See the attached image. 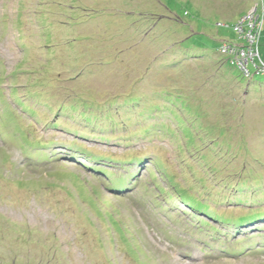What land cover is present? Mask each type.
Listing matches in <instances>:
<instances>
[{"label":"rangeland","instance_id":"374dc122","mask_svg":"<svg viewBox=\"0 0 264 264\" xmlns=\"http://www.w3.org/2000/svg\"><path fill=\"white\" fill-rule=\"evenodd\" d=\"M74 1L0 0V264H264L229 217H264V91L217 27L261 0Z\"/></svg>","mask_w":264,"mask_h":264},{"label":"trees","instance_id":"16d2710c","mask_svg":"<svg viewBox=\"0 0 264 264\" xmlns=\"http://www.w3.org/2000/svg\"><path fill=\"white\" fill-rule=\"evenodd\" d=\"M99 1V0H98ZM97 0H94V3H96L97 4V2H98ZM183 1H185V2H183ZM191 0H169V2H170V4L173 6L175 3H177V2H181V3H183V4H188L189 2H190ZM192 1H196V0H192ZM93 3V4H94ZM92 4V7H91V9L89 10V16H88V20L90 21V23L92 24V25H95V24H97L98 23V26H100L101 24H102V22L103 23H106V21H105V18L106 17H108V16H105L104 15V13H102L103 11H105V10H103L101 13H99V9L98 8H95L94 6L96 5H93ZM74 6H77V8L78 9H80V11H81V13H80V18H81V20H82V13H84V10L85 9H82L81 8V6H80V3L76 0V1H74V3H72V5H71V8L70 9H73L74 8ZM97 7V6H96ZM186 8L187 7H184V9H185V16H188L189 15V12L186 10ZM69 9V10H70ZM69 10L67 11V13L69 12ZM166 10H167V12H169L170 14L169 15H167L168 17H166V15H163V14H156V13H154V12H152V11H150V13H147V15L146 14H144V13H141L140 15L142 16V17H144L143 19H146L145 17H150V18H155V20L157 21L159 18H156V16L157 17H162L163 18V20H166V19H168L167 21H170L171 23L172 22H175V23H177V24H182L183 23V21H184V17H182L179 13H174V11L172 10V9H169V8H166ZM251 10V9H250ZM86 11V10H85ZM116 11H118V10H116ZM121 12H123L122 10H120ZM120 11H118V12H120ZM124 13V12H123ZM129 13H131V14H129ZM129 13H127V15L128 16H126V17H132V16H134L133 14H134V11L133 12H129ZM151 13H154V14H151ZM246 14V13H245ZM244 16V15H243ZM243 16H241V17H239L238 18V20L240 19V18H242ZM80 20V21H81ZM162 20V19H161ZM161 20H160V22H161ZM238 20H237V22H235L232 26H230L227 22H225V21H218V23H217V27L220 29V28H232V30H233V32H234V34H236L237 36H238V33L235 31V25L238 23ZM153 23H155L154 22V20H152V21H149L148 19H146V21H145V23H142V24H140V23H137L136 25V27H133L134 28V30H138V29H141V28H143L145 31L146 30H148L149 31V28H151L153 25ZM107 26V25H106ZM198 34V32H192L191 33V37L193 36V35H197ZM190 38V37H189ZM189 38H186V40H184V38L182 39V41L181 42H179L180 44H181V46L185 43V41H187ZM236 40H233V39H229V40H224L223 41V44L221 45V47H220V49L218 50V53H219V55H221V56H223L224 58H225V63H227V64H229L231 67H233V68H236V69H238L240 72H241V76H242V78L247 82V85L246 86H242V84H240V82L239 83H234V84H232V86H235V88H247V87H250V91L251 90H253V91H256L258 88H260L261 89V92H263L264 91V83H256V82H254V78L256 77V76H264V73H256V71H257V68L255 67V65L253 64V63H249L248 65H247V67L246 68H244V67H242L241 65H239V63H237V59L238 58H236V56L234 55V54H232V52H233V48L235 49V45H236ZM180 44H178L179 46H180ZM178 51V50H177ZM182 52H180V51H178L177 53H176V55H180ZM182 54H184V55H186L185 53H182ZM198 55H200V57L198 56ZM186 56H189V57H191V58H193V57H196V58H205L204 57V55H202L201 53H197V54H187ZM198 56V57H197ZM177 63H180V62H177ZM257 64V63H256ZM181 64H176V65H174L173 67H171L172 69H174V68H177L178 66H180ZM251 65L254 67V70H253V72L251 71ZM52 67H55V65L54 66H52ZM171 68H169V69H171ZM172 71V70H171ZM221 86H219V88H220ZM255 93H260V92H255ZM252 115H254V114H250L249 113V115H248V119L250 120V117H252ZM201 149V148H200ZM200 149H199V151H200ZM217 160V159H216ZM231 161H233V160H231ZM262 162V161H261ZM238 163H240V162H238ZM129 166H131L130 164H128ZM214 165H217V164H214ZM214 165H212V166H214ZM223 194H224V192H223ZM223 196V195H222ZM222 196L220 197V198H218V197H213L212 199H211V201H213V199H221V200H223L224 201V199L222 198ZM262 208V207H261ZM261 209H259V211H260ZM256 213H258V211L257 212H255V214ZM199 214V213H198ZM255 214H253V215H255ZM211 215V214H210ZM258 216H255V217H252V215H250V216H240V217H235V216H233V215H230L229 217L231 218V220L230 221H233L232 223H230V224H233V223H235L237 226L239 225V226H242V225H246V224H251V223H256V222H258V221H261V220H264V217H260L259 215L260 214H257ZM201 216H202V214L201 215H199V216H197L196 218L197 219H200L201 218ZM195 218V219H196ZM262 227H264V225L262 226ZM222 235V233L220 234V236Z\"/></svg>","mask_w":264,"mask_h":264},{"label":"built area","instance_id":"2783aa9c","mask_svg":"<svg viewBox=\"0 0 264 264\" xmlns=\"http://www.w3.org/2000/svg\"><path fill=\"white\" fill-rule=\"evenodd\" d=\"M262 11L260 13L247 14L236 25L235 31L247 42L246 47L235 45L232 53H236L237 63L247 67L253 63L258 73H264V62L259 55V44L262 32L264 30V21ZM257 58L255 59V57ZM257 59L259 62H257ZM257 63V64H256Z\"/></svg>","mask_w":264,"mask_h":264},{"label":"clouds","instance_id":"9594fccd","mask_svg":"<svg viewBox=\"0 0 264 264\" xmlns=\"http://www.w3.org/2000/svg\"><path fill=\"white\" fill-rule=\"evenodd\" d=\"M259 6H261V8H262V3H261V5L260 4H257V11H258V8H259ZM252 10V9H251ZM251 10H249L242 18H244ZM262 11V10H261ZM242 18H240L239 19V21L242 19ZM239 35V34H238ZM240 36V35H239ZM241 37V36H240ZM242 38V37H241ZM261 39V38H260ZM237 44V43H236ZM260 45V44H259ZM259 51V50H258ZM232 54H234L235 56H236V53H232ZM259 55H260V51H259ZM261 57V56H260ZM243 67V66H242ZM3 80V79H2ZM1 138H2V134H0V141H1ZM2 142V141H1ZM4 144V143H3ZM2 147H4V146H2ZM4 148H6V147H4ZM26 155V154H25ZM27 156V155H26ZM13 164L15 165V166H17V163H16V160H13ZM127 166H129V165H127ZM22 169H24L23 167H21ZM223 202V201H222ZM215 209H216V207H214ZM217 211V210H216ZM194 212V211H193ZM217 213V212H216ZM204 216H205V214H203ZM213 215H215V213L213 214ZM208 217H213L212 215H207ZM234 216V215H233ZM252 224V223H251ZM234 226L235 227H238V228H240V227H242V226H244V225H242V226H237L235 223H234Z\"/></svg>","mask_w":264,"mask_h":264},{"label":"water","instance_id":"95a60500","mask_svg":"<svg viewBox=\"0 0 264 264\" xmlns=\"http://www.w3.org/2000/svg\"><path fill=\"white\" fill-rule=\"evenodd\" d=\"M261 3H262V17L264 19V0H261ZM256 11H257V5L253 7L252 10L248 14L256 13Z\"/></svg>","mask_w":264,"mask_h":264}]
</instances>
